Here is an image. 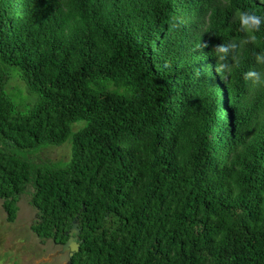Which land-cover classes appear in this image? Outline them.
I'll return each instance as SVG.
<instances>
[{
    "label": "trees",
    "instance_id": "obj_1",
    "mask_svg": "<svg viewBox=\"0 0 264 264\" xmlns=\"http://www.w3.org/2000/svg\"><path fill=\"white\" fill-rule=\"evenodd\" d=\"M245 10L264 0H0L8 220L32 188L31 229L74 237L70 264H264V24Z\"/></svg>",
    "mask_w": 264,
    "mask_h": 264
},
{
    "label": "rangeland",
    "instance_id": "obj_2",
    "mask_svg": "<svg viewBox=\"0 0 264 264\" xmlns=\"http://www.w3.org/2000/svg\"><path fill=\"white\" fill-rule=\"evenodd\" d=\"M19 80H11L10 88L18 86ZM72 143L69 140L62 146H49L37 153L38 161L63 162L70 157ZM71 158V157H70ZM18 201V211L13 221L0 199V264H70V257L78 247L74 237L64 245L53 240H43L31 229L37 222L38 210L31 205L32 188ZM78 223L71 229L72 236L78 235Z\"/></svg>",
    "mask_w": 264,
    "mask_h": 264
},
{
    "label": "clouds",
    "instance_id": "obj_3",
    "mask_svg": "<svg viewBox=\"0 0 264 264\" xmlns=\"http://www.w3.org/2000/svg\"><path fill=\"white\" fill-rule=\"evenodd\" d=\"M239 18L241 20L242 25L245 27L246 30L249 32L258 30L261 26V24H264V15H258L255 11H242L239 13ZM228 52V49L223 46H217V53L218 54H226ZM223 58V55H221V59ZM260 59H264V57H259ZM251 75H257V78L259 79V75L256 73H252Z\"/></svg>",
    "mask_w": 264,
    "mask_h": 264
},
{
    "label": "water",
    "instance_id": "obj_4",
    "mask_svg": "<svg viewBox=\"0 0 264 264\" xmlns=\"http://www.w3.org/2000/svg\"><path fill=\"white\" fill-rule=\"evenodd\" d=\"M77 247H78V249H79V244L77 245ZM78 249H77L76 251H78ZM76 251H75V252H76Z\"/></svg>",
    "mask_w": 264,
    "mask_h": 264
}]
</instances>
